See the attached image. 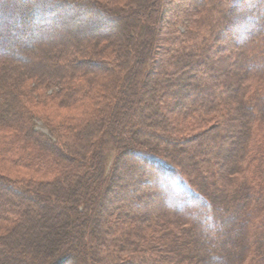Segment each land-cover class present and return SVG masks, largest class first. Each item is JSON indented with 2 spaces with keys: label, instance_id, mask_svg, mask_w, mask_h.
<instances>
[{
  "label": "trees",
  "instance_id": "16d2710c",
  "mask_svg": "<svg viewBox=\"0 0 264 264\" xmlns=\"http://www.w3.org/2000/svg\"><path fill=\"white\" fill-rule=\"evenodd\" d=\"M0 29V264H264V0H0Z\"/></svg>",
  "mask_w": 264,
  "mask_h": 264
},
{
  "label": "rangeland",
  "instance_id": "374dc122",
  "mask_svg": "<svg viewBox=\"0 0 264 264\" xmlns=\"http://www.w3.org/2000/svg\"><path fill=\"white\" fill-rule=\"evenodd\" d=\"M15 40H16V39H15ZM37 126H38V128H40V129H41V128L44 129V128H43V125H42L40 122L37 123ZM69 264H70V263H69Z\"/></svg>",
  "mask_w": 264,
  "mask_h": 264
},
{
  "label": "bare ground",
  "instance_id": "6f19581e",
  "mask_svg": "<svg viewBox=\"0 0 264 264\" xmlns=\"http://www.w3.org/2000/svg\"><path fill=\"white\" fill-rule=\"evenodd\" d=\"M7 30L9 29V28H6ZM0 31H1V29H0ZM1 33V32H0Z\"/></svg>",
  "mask_w": 264,
  "mask_h": 264
}]
</instances>
